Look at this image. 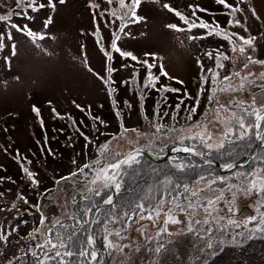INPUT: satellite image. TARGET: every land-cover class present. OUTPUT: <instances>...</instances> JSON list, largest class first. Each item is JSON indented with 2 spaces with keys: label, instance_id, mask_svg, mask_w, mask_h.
I'll list each match as a JSON object with an SVG mask.
<instances>
[{
  "label": "rangeland",
  "instance_id": "obj_1",
  "mask_svg": "<svg viewBox=\"0 0 264 264\" xmlns=\"http://www.w3.org/2000/svg\"><path fill=\"white\" fill-rule=\"evenodd\" d=\"M231 2L245 9L244 14L235 15L247 22V31L230 25L229 10L216 0H141L136 10V15L143 18L140 22L127 15L131 0H125V9L118 6L119 0H66L63 4L54 0V9L47 6L48 0H37V4L46 5L38 11L17 0H0V17H9L0 20V264H17L19 253L29 247L27 239L31 235L37 237L38 244L43 243L54 222L72 220L75 202L89 192V187H96L89 182L97 161L103 164L112 159L108 153L100 154L103 144L127 154L141 143L152 147L155 142L171 140L175 132L153 136V125L187 130L190 124L178 121L179 110L189 114V108H198L197 96H201L199 102L208 105L202 116L194 119L206 118L214 134L220 129L215 126L216 99L221 104L264 99V80L258 79L264 73V63L249 64L247 59L264 62V0ZM165 4L178 10L189 23L166 10ZM249 7L255 8L259 19L247 11ZM49 19L51 23L45 27ZM205 23L209 28L200 26ZM13 24L46 38H33L11 27ZM175 25L179 30L170 27ZM233 33L254 36L253 45H242ZM114 39L121 51L136 59L122 57L111 49ZM241 46L245 47L244 54L239 52ZM105 53L112 59L108 60ZM217 53L229 57L219 61L225 73L217 67L211 69L213 62L217 65ZM245 64L249 65L247 69ZM109 67L114 69L110 77ZM249 70L254 75L243 89L219 90L227 84L225 76L232 78L231 87L236 88L241 77L233 74L244 75ZM209 72V81L206 85L204 81L200 91V76ZM149 73L155 78L156 92L141 98L139 86L143 87ZM213 74H218L215 84ZM104 78L112 81L110 87L115 91L111 95ZM213 89L215 97L209 102ZM154 94L159 102L152 100ZM105 101L119 104L112 120L100 111L107 109ZM176 104H180L178 108ZM167 110L172 115L161 118ZM231 111H238L234 104L230 111L221 113L220 120L230 119ZM171 119L175 122L161 121ZM124 129L148 135L138 139ZM116 135L126 139L118 142L113 139ZM127 138H131V144ZM93 148L96 154L89 158ZM84 164L92 168L81 173L78 170ZM25 169L34 174L37 184L30 181ZM41 216L46 218L44 225L40 224ZM237 224L236 235L226 238L216 229L207 236L208 243L222 236L221 243H213V249L208 250L207 264H264V238L252 240V233L241 222L220 226L225 230ZM173 257L165 253L158 264H175ZM199 258L198 253L191 255L190 264H204Z\"/></svg>",
  "mask_w": 264,
  "mask_h": 264
},
{
  "label": "flooded vegetation",
  "instance_id": "obj_2",
  "mask_svg": "<svg viewBox=\"0 0 264 264\" xmlns=\"http://www.w3.org/2000/svg\"><path fill=\"white\" fill-rule=\"evenodd\" d=\"M197 120L208 123L206 118L192 120L191 123H187L184 119L178 121L182 124L192 125ZM161 121L162 123H174L175 119ZM215 126L220 129L215 130L211 141L214 145L218 144L221 139L224 123L221 122L218 125L215 124ZM187 130L183 135L192 134ZM208 131L212 132L210 129ZM236 131L239 130L236 129ZM179 139L176 134L175 138L166 142H155L152 147L141 143L136 148L146 152L152 158L161 159L167 156L166 159L154 161L145 157V155L138 154V164H133L131 168L122 167L121 172L127 169L131 175V181H121L120 190L115 189L113 203L111 205L107 204L98 210L89 226V236H93L95 239L94 248L98 255L95 264H157V262L160 263V256L165 253L174 256L175 264H190L191 255L198 253L202 257L199 260L202 261L203 259L204 264H207L205 257L208 250L213 249V243L218 245L222 240L221 236L219 239L210 242L212 247L208 249L207 236L213 234L216 229L220 233L222 232V235L226 238L229 235H236L239 231L238 227L230 226L227 227L228 230H226L227 228L224 230L220 225H228L230 224L229 220H233L235 223L241 222L242 227H244L250 216L256 217L255 222L247 223V228L252 233L251 239L264 238V230H257L258 227L264 229V224L260 223L261 214H264V206H262L264 193L253 192L246 195L240 191L236 193L234 205L229 204L232 200L230 186L239 187L241 184H247L252 179L247 174L254 171L258 172L259 177L264 178V140L256 139L254 134H250L249 140L237 141L234 145L232 141L235 140V137L233 136L225 143L223 149L208 153L200 146L199 140L185 139L181 144ZM185 146L195 147L201 154L176 151L177 148ZM93 147H95L94 144ZM95 154L94 150L89 152L90 157H94ZM247 154H249V157L246 160L227 172L221 171L220 168L206 161V159L215 160L222 169H225L227 164L239 161ZM176 163L186 165L185 169L183 171L177 170L174 167ZM201 176H204L205 179L200 180ZM125 177L126 175L122 173V179ZM169 180L171 183H166ZM197 180H200V182L197 183ZM176 185L180 187L177 188ZM184 185H187L191 191H196L198 193L197 197L191 198L188 194H185ZM89 188H99L100 195H96L95 191L90 190L87 194H82L73 206L74 217L72 220L60 222L56 224L55 228L57 226L64 227L66 225L67 228L70 226L79 238L83 236V240H85L88 223L91 220L93 211L103 204V200L107 196L113 197L111 187L104 188L98 184L96 187ZM221 193L223 198L216 204L211 216H206L203 211L204 202L208 198L215 199ZM161 199L165 202L160 209V216L157 217L156 213L150 209L152 205H155ZM190 199L198 202V210L194 213L195 219L208 220L207 224L193 225L196 229L193 232L187 230L188 214L176 207L177 204L187 205ZM136 203L145 204V210L142 213L135 210ZM230 206L235 208L234 215L228 211ZM89 208L91 211H87ZM257 208H260V212L256 211ZM170 209L171 211H169ZM125 213H128L127 218ZM141 215L145 218L142 219ZM149 215L153 218H146ZM168 215L174 216L180 223H169L166 226L167 233H160L158 236L157 233L165 227L164 220L167 219ZM110 220L115 221V223H110ZM105 225L112 233L108 236V240L113 245H127L128 247H124L123 251L119 247H106L104 240L106 235ZM205 229L209 231H205ZM60 230L63 231L64 229L61 228ZM117 231L120 233L119 236L116 235ZM49 232L48 234H50ZM159 243H162L167 251L157 257L151 249ZM137 249L139 250L137 251ZM211 254L213 255L214 252L211 251ZM34 260L35 264H38L36 258ZM162 264H169V262Z\"/></svg>",
  "mask_w": 264,
  "mask_h": 264
},
{
  "label": "snow or ice",
  "instance_id": "obj_3",
  "mask_svg": "<svg viewBox=\"0 0 264 264\" xmlns=\"http://www.w3.org/2000/svg\"><path fill=\"white\" fill-rule=\"evenodd\" d=\"M18 3H25L26 7H28L31 11H38L41 8H44L46 5L43 3L37 4V0H17ZM61 4L65 3L66 0H59ZM109 3H111V0H108ZM141 0H131V9L127 8V15L134 21V22H140L143 18L138 17L136 15V10L138 9L140 5ZM245 0H239V3L242 4L244 3ZM216 3L221 5L223 8L229 10V15L232 17L228 23L232 26L235 27H244L245 31H247L246 27V21H242L241 19L237 18L235 14H244L245 9L241 8L238 6V4H233L231 0H216ZM48 7L55 8V3L54 0H48L47 3ZM121 9H125V0H119V5ZM164 8L168 10L169 12H173L177 17H179L180 20L184 21L186 24L189 23L187 18L182 15L178 10L173 9L169 4H165ZM248 12L251 13L253 17H256L259 19L256 10L254 7H249ZM122 21L124 19L123 16L119 17ZM9 17L4 16L0 17V20H8ZM51 23V20L49 19L48 21L45 22V27H47V24ZM194 26V25H192ZM201 27L204 28H209L208 24H201ZM11 27H16L17 30H24L26 31V34L32 36L33 38L39 37L40 39L46 38L42 34H36L32 32L30 29H27L25 26L24 29H21L17 25H11ZM174 27L175 30H179V28L175 26H170ZM218 27V26H217ZM214 31V30H213ZM233 36H236L238 40L242 42V45H247L251 47L253 45V42L255 40L254 36H249L247 38L243 36H239L236 33L232 34ZM111 49H113L115 52H118L122 57H131V59L135 60L136 57L131 56L130 53H124L121 51V49L117 46V43L114 41L111 44ZM233 52H236L235 46L233 47ZM239 52L241 54L245 53V47L241 46L239 48ZM107 56L108 60L112 59V56L109 55L108 53H105ZM223 60H228L229 57L226 55H223L221 53H217V68H223L224 65L220 63L219 61ZM249 64H255V63H264L261 61H254L251 59V57H247ZM248 64L244 65V68H248ZM114 69L109 67L107 69V72L109 73V77L113 73ZM166 75V74H165ZM218 74H213L212 76V82L215 84L216 79H217ZM233 75L235 76H240L241 77V83L236 87L232 88L231 87V77L225 76L224 80L228 81V84H225L223 87H220V91L228 90V91H239L243 89L245 86L246 82H251L249 81V77L254 75L250 70L244 74L241 75V73H234ZM105 83L111 85L112 81L110 78H104ZM260 80H264V73H261L258 77ZM155 78L149 73L146 79L145 87H154L155 86ZM161 91H166L168 89H160ZM115 91V89H112L110 87L109 90V95L112 94V92ZM215 89H213V95L208 97L207 99L209 102H212L213 97H215ZM142 98V97H141ZM197 106L199 105V100H197ZM217 107L213 109L215 113V119L217 123H224V131L221 132V139L218 144L214 145L211 143L213 140L214 132H209L207 128V123L201 120H197L195 123L190 125V128L187 130L191 132V135H183V133L186 131L185 129H176L174 127L172 128H165L163 125L160 124H154L153 128L154 131L152 132V135L155 136L157 133H162L164 135H168L169 133L175 132L179 136V142L183 144V141L185 139H191V140H199L200 146L207 150L208 153H211L213 150H218V149H223L225 147V143L229 140L230 137H235V140L232 141V143L235 145L237 141H245L250 139V134H254L256 139L264 140V99H258L256 97H253V99L245 104L244 101H235V102H226L224 104H221L219 99H216L215 101ZM235 106V108L238 109V111H231V118H225L223 121L220 120V115L222 112H228L232 108V106ZM34 111L38 113V110L35 109ZM189 116L187 117L189 121L192 120V117L196 115V106H193L188 109ZM236 129L239 131L237 132ZM128 131H132L137 135L138 139L141 138H146L148 135L147 133H140L137 129H124V132L127 133ZM116 141H123L126 139L124 135H116L113 137ZM85 140L88 141V137L85 136ZM128 143H132L131 138H127ZM247 146V145H246ZM100 154L105 155L106 153L110 154L112 159L111 162L108 163H103L101 164L99 161H97V167L94 169L95 175L89 182L91 185H97L99 184L101 187L107 188L110 186L115 187L117 191L120 190L121 188V181H122V173L121 169L122 166H127L128 168H131L133 164H138L139 160L137 159V155L140 152V149L134 148L131 151H129L127 154H123L120 152H116L114 147H110L108 143L103 144L100 146ZM177 152H191L193 154H201L199 150L195 147L192 146H185L181 148L176 149ZM174 167L179 170L183 171L186 167V165L182 163H176ZM227 168L231 169L233 165L231 163L226 165ZM85 168L91 169L92 166L89 164H84L83 167H81L78 171L83 172ZM25 172L30 179V181L33 184H37L38 181L35 179V176L32 172L28 171L25 169ZM72 175H77V172H73ZM252 177V179L247 183V184H241L239 187L236 186H230L229 190L232 191V200L229 202L230 205H234V201L236 199V193L237 192H244L246 195L251 194L253 192L256 193H264V178L259 177L258 172L254 171L252 173L247 174ZM205 177L201 176L200 180H204ZM200 180H197L196 182L199 183ZM166 183H171V181H166ZM215 183V181H213ZM175 187H180L179 185H176ZM184 188V193L188 194L189 197L195 198L197 197L198 193L196 191H191L187 185L183 186ZM90 191H95L96 195H100V189L95 188L89 189ZM223 198L222 193L221 195L217 196L215 199L213 198H208L204 203L205 206L203 207V211L205 212L206 216H211L212 212L216 208V204ZM20 199H24L23 196L20 197ZM164 200L161 199L159 200L155 205L151 206V211H154L156 213V216H160V209L162 205L164 204ZM25 203L27 201L25 200ZM104 204L111 205L113 203L112 197L109 195L103 200ZM197 201L194 200H189L187 205L181 206L180 204H177L176 207L179 208L181 211H184L188 214L189 219H188V232H193L196 231V229L193 227V225H200V224H207L208 220L204 219L199 220L195 219L194 213L195 211L198 210L197 208ZM262 206H264V202H262ZM14 207V205H13ZM135 210H139L141 213L145 210V204L144 203H136L135 204ZM87 211H91V209H87ZM171 211V209L169 210ZM228 211L232 213L233 215L235 214V208L234 206H230L228 208ZM257 212H260V208L256 209ZM134 214V213H133ZM125 217H128V213H125ZM141 218H145L143 215H141ZM148 219H152L153 217L149 215L146 217ZM45 217L41 216L40 219V224L44 225L45 223ZM256 221L255 216H250L247 219V222L244 224V227H247V223H252ZM110 223H115V221L110 220ZM59 221H56L53 223L52 228L58 224ZM169 223L172 224H179L180 221L175 219L174 216L168 215L167 219L164 220V225L165 227L160 230V232L157 233L159 236L160 233H167V225ZM230 224L235 223L233 220H229ZM260 223L264 224V214H261V219ZM240 225L237 224V227ZM257 230H264L261 228H257ZM51 231V229H49ZM205 231H209L208 229H205ZM105 232L106 235L104 236V240L106 242V247L108 248H113V247H119L121 251H123L124 247H128L127 245L123 246H115L112 244L110 240H108V236L111 235V231L107 229V226L105 225ZM171 235L170 233H168ZM116 235H120V233L117 231ZM203 238V237H201ZM95 245V239L93 236H88L86 240L84 241H79L78 239H74V234H68L67 236H61L59 234L56 235V240H52L50 238H46L43 243L37 244V249L40 250L38 253L37 251H32V256L36 258L38 261V264H50V262L55 261V264H68V261L66 258H71V257H76V264H80V261H86L87 264H95L98 260V255L97 251L94 248ZM208 248L212 247V244L209 242L208 243ZM63 249V251H61ZM139 249H137L138 251ZM151 251L159 257L162 253L166 252L167 249L162 243H159L155 246V248L151 249ZM158 264V262H157Z\"/></svg>",
  "mask_w": 264,
  "mask_h": 264
},
{
  "label": "trees",
  "instance_id": "obj_4",
  "mask_svg": "<svg viewBox=\"0 0 264 264\" xmlns=\"http://www.w3.org/2000/svg\"><path fill=\"white\" fill-rule=\"evenodd\" d=\"M124 23H122L121 27H123ZM212 63H210L211 65ZM224 65V64H223ZM216 64L215 62H213V67L212 68H216ZM225 69V66L223 68H220V72L222 73H225L224 71ZM216 73V71H215ZM209 75H210V72L206 75V76H203V73L202 75L200 76V91L203 90V87H204V81H205V85L207 84V82L209 81ZM225 81V80H223ZM227 84L228 82L225 81ZM146 83V81H145ZM145 83L143 85V87H140L139 86V90H140V97H144L146 93L148 92H156V91H153V88L154 87H145ZM157 94H161V92H157ZM157 94H154L152 96V100H154V102H159L158 100V95ZM197 100L201 101V96H197ZM203 102H199V105H198V108H196V115H194L192 117V120H195L194 118H199L202 116V114L206 111V108H207V103H203ZM180 104H176V108L179 107ZM104 107L107 108L106 110H101L100 108V111L102 112H105V113H108V116H109V119L112 120L113 119V112H115V109L116 111L118 110V107H119V104L117 102H115V105L113 104V102L111 103H108L106 104V101L104 102ZM93 110V113L95 112V109L92 108ZM172 112V111H171ZM177 112V110H176ZM179 112L181 113V120L184 119L186 120L187 123H191V121L188 120V116L189 114H187L186 112H183V111H180ZM171 113L168 112V110L165 112V114H162L161 115V118H164V117H168L170 116ZM172 115V114H171ZM93 119V117H92ZM39 122L41 123V120H39ZM177 133H175L171 139L175 138ZM172 134H170L171 136ZM93 150L95 151V149L93 148ZM56 154L58 155H61L62 153L61 152H57ZM89 158H92V157H89ZM121 173L125 174L126 177L124 179H122V181H131V175L129 174L128 170L125 169L123 170ZM64 212H70V211H67V210H64ZM66 217H68L67 215H65ZM55 228V227H54ZM52 229V231H50V235L51 237L53 236L55 239H56V235L59 234L61 236H67L68 234H74V239H78L79 241H84L83 240V236H80V238L78 237L77 233L74 232L73 228H71L70 226H68V228L66 227V225L64 227L62 226H57L55 229ZM61 228H63L64 230L59 233L57 232V230H60ZM46 239V238H45ZM27 243L29 245L28 249H26L22 254L21 252L19 253V257L17 259V264H35V260H34V257L32 256V251H37L38 252V249H37V244H38V239L35 235H31L28 239H27ZM61 251H63V249H61ZM67 261H68V264H73V263H76V257H71V258H66ZM50 264H55V261H52L50 262ZM80 264H86L85 261L81 260L80 261Z\"/></svg>",
  "mask_w": 264,
  "mask_h": 264
},
{
  "label": "water",
  "instance_id": "obj_5",
  "mask_svg": "<svg viewBox=\"0 0 264 264\" xmlns=\"http://www.w3.org/2000/svg\"><path fill=\"white\" fill-rule=\"evenodd\" d=\"M138 154H142V155H145V156L149 157V155H148L146 152H142L141 150H140V152H139ZM166 157H167V156L161 158V160L166 159ZM248 157H249V154H247V155L244 156V158H246V159H247ZM207 161L210 162V163H213L215 166H218V167L220 168V165L218 164L217 161L212 160V159H207ZM237 164H238V161L232 163L233 167H235ZM227 170H229V168H226V169H224L223 171H227ZM112 188L114 189V185L112 186ZM114 195H115V192H113V197H112V199H114ZM103 205H107V204H102L101 206H103ZM101 206H98L97 209H99ZM95 211H96V210H95ZM94 213H95V212H94ZM93 217H94V214H93V216H92V219H93ZM89 226H90V223H88V228H87L86 238H87V237L89 236V234H90V232H89Z\"/></svg>",
  "mask_w": 264,
  "mask_h": 264
},
{
  "label": "bare ground",
  "instance_id": "obj_6",
  "mask_svg": "<svg viewBox=\"0 0 264 264\" xmlns=\"http://www.w3.org/2000/svg\"><path fill=\"white\" fill-rule=\"evenodd\" d=\"M145 157H147V156H145ZM147 158H149V159H151V160H154V161H162L161 159H155V158H152L150 155H149V157H147ZM243 160H246V158H243V159L239 160V161H238V164L241 163ZM206 161H207V160H206ZM207 162H208V161H207ZM208 163L214 165L213 163H210V162H208ZM238 164H237V165H238ZM237 165H236V166H237ZM214 166H215V165H214ZM122 167H123V166H122ZM215 167H218V166H215ZM218 168H219V167H218ZM225 169H226V168H225ZM220 170L223 171L224 169H222L221 166H220ZM223 172H227V171H223ZM110 187H111L112 191L115 192V187H114V189L112 188V186H110ZM103 204H104V203H103ZM101 205H102V204H101ZM101 205H100V206H101ZM103 207H105V205L101 206L99 209L96 208V209H95L96 211H95V210L93 211L94 217L96 216V213L98 212V210H100V209L103 208ZM94 212H95V213H94ZM93 214H92V216H93ZM92 216H91V220H90L89 223H91V221L93 220V219H92ZM94 217H93V218H94ZM87 228H88V227H87ZM49 229L52 230V229H53L52 226H51ZM49 229H48L47 232H46L47 238H50L49 235H48ZM86 233H87V231H86ZM85 240H86V236H85Z\"/></svg>",
  "mask_w": 264,
  "mask_h": 264
}]
</instances>
